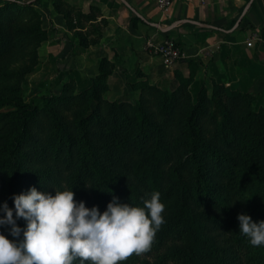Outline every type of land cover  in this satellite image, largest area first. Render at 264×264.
Returning <instances> with one entry per match:
<instances>
[{
  "label": "trees",
  "instance_id": "trees-1",
  "mask_svg": "<svg viewBox=\"0 0 264 264\" xmlns=\"http://www.w3.org/2000/svg\"><path fill=\"white\" fill-rule=\"evenodd\" d=\"M40 2L0 0V208L14 209L12 198L33 187L72 190L101 214L114 197L143 207L159 192L166 223L152 250L126 264H264V246H251L237 219L264 221V110L253 109V97L215 84L211 97L203 87L192 102L179 89L139 82L136 102L109 101L114 62L102 56L89 86L70 78L26 101L22 83L47 39ZM99 12L60 14L88 47L99 39L81 31L98 25ZM0 232L15 239L10 226Z\"/></svg>",
  "mask_w": 264,
  "mask_h": 264
},
{
  "label": "clouds",
  "instance_id": "clouds-1",
  "mask_svg": "<svg viewBox=\"0 0 264 264\" xmlns=\"http://www.w3.org/2000/svg\"><path fill=\"white\" fill-rule=\"evenodd\" d=\"M12 199L14 209L7 203L0 208L5 214L0 229L10 226L15 239L0 232V264H126L152 250L166 223L159 192L144 200L143 207L114 197L102 214L98 207L77 203L72 190H56L53 196L33 187ZM19 219L27 222L26 228L17 225ZM237 219L250 245L264 246V221L253 222L247 214Z\"/></svg>",
  "mask_w": 264,
  "mask_h": 264
},
{
  "label": "crops",
  "instance_id": "crops-1",
  "mask_svg": "<svg viewBox=\"0 0 264 264\" xmlns=\"http://www.w3.org/2000/svg\"><path fill=\"white\" fill-rule=\"evenodd\" d=\"M78 1L82 6L81 11L85 13L89 11L90 5L97 6L100 12L96 22L101 18L105 20L100 29L102 37L98 45L90 44L88 47L66 39L73 32L67 29L62 15L60 22L56 24L57 38H63L57 43L60 55L58 63L63 71L73 68L72 72L64 75L63 81L73 77L79 87L90 85V78L97 73L99 54L110 60L116 58L121 61L124 69L116 66L117 79L125 78L122 70L127 69L129 75L134 63L151 76L160 72V58L149 53L145 46L148 39L160 41L173 38L179 43L186 57H198L204 65L210 58L215 59L213 64L217 63L222 70L227 69L231 73L234 67L231 64L237 63L239 55H246L245 58L248 59L252 57L249 48L244 50L236 42V33H240L242 20L239 26L229 31L242 11V0H173L166 12L161 11L150 0ZM245 20L257 27L264 24V0H254L245 14ZM199 23L208 24L209 27ZM171 24L176 25L162 31V28ZM182 60L184 59L179 60L181 62L175 67H182Z\"/></svg>",
  "mask_w": 264,
  "mask_h": 264
},
{
  "label": "rangeland",
  "instance_id": "rangeland-1",
  "mask_svg": "<svg viewBox=\"0 0 264 264\" xmlns=\"http://www.w3.org/2000/svg\"><path fill=\"white\" fill-rule=\"evenodd\" d=\"M246 0H242L245 3ZM42 13L43 27L47 31V39L40 45L43 46L38 49V62L35 66V70L26 75L23 83V97L27 101L35 95L46 94L49 91L53 93L59 92L63 82L68 79H75L73 77L64 80V75L68 72H72L73 68L69 70H62L58 60V45L57 43L63 39L61 36L57 38V25L60 22L61 13L68 12L70 16L75 17L76 12L81 10V4L78 0H41L36 4ZM104 20V19H103ZM104 22V21H103ZM92 26L88 22H84L83 34L90 36V38L102 37L101 21ZM240 33H236V42L240 43L238 47L246 50L250 49L252 53L251 59L245 58L246 55L237 58V63L231 64V73L227 69L222 70L219 64L214 63L210 58L206 65L198 57H184L182 59L183 66L175 67L178 61H175L171 65L163 64L160 58V64L162 69L160 72L150 75L143 72L134 63L132 72L127 75V69L121 72L125 74V78L117 79L118 70L116 66H121V61L118 59L112 60L114 67L108 76L107 83L108 89L104 93V98L112 101H127L130 103L136 102L140 97L139 82H146L161 90H181L182 98H190L192 102L196 101V97L201 88H205L206 95L211 97L214 93L215 84H219L228 90H239L244 93H248L253 97L252 107L255 111L264 110V24L261 26H255L252 23L243 19L241 22ZM69 39L74 44L78 42L79 38L76 34H73ZM99 40L97 41L99 43ZM98 43L94 45H98ZM149 53L157 56L148 49ZM217 50V49H216ZM101 58L98 55V61ZM197 58V59H196ZM181 60V59H180ZM186 60H191L187 62ZM236 66V67H235ZM121 68H123L121 66ZM124 69V68H123ZM227 72V73H224ZM230 72V73H229ZM110 77L112 79H110ZM91 82V78H90ZM76 83V81H75ZM77 85V83H76ZM79 87L77 89H82ZM4 108L3 110H5ZM79 264V261H78Z\"/></svg>",
  "mask_w": 264,
  "mask_h": 264
},
{
  "label": "built area",
  "instance_id": "built-area-1",
  "mask_svg": "<svg viewBox=\"0 0 264 264\" xmlns=\"http://www.w3.org/2000/svg\"><path fill=\"white\" fill-rule=\"evenodd\" d=\"M154 3L161 11L166 12L173 0H150ZM147 49L152 50L154 54L159 56L163 64L171 65L175 61H178L184 58L186 55L181 49L179 43L173 38H164L160 41H155L153 39H148L145 42Z\"/></svg>",
  "mask_w": 264,
  "mask_h": 264
},
{
  "label": "water",
  "instance_id": "water-1",
  "mask_svg": "<svg viewBox=\"0 0 264 264\" xmlns=\"http://www.w3.org/2000/svg\"><path fill=\"white\" fill-rule=\"evenodd\" d=\"M123 2H125L124 0H122ZM254 2V0H247V2L245 3L240 15L238 16L237 20L235 21L234 25L232 26V28L229 31H233L237 26H239L241 20L243 19V17L245 16L246 12L248 11L249 7L251 6V4ZM188 21V20H186ZM200 25L209 27L208 24H203V23H199ZM176 24H171L166 28H162V31H167L171 28H173Z\"/></svg>",
  "mask_w": 264,
  "mask_h": 264
}]
</instances>
